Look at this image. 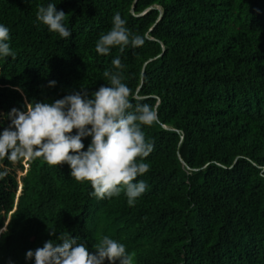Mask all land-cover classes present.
Instances as JSON below:
<instances>
[{
    "label": "trees",
    "instance_id": "trees-1",
    "mask_svg": "<svg viewBox=\"0 0 264 264\" xmlns=\"http://www.w3.org/2000/svg\"><path fill=\"white\" fill-rule=\"evenodd\" d=\"M48 3L68 39L36 20ZM117 12L144 43L99 55ZM0 24L16 53L0 58V132L26 101L92 96L117 56L134 102L158 114L134 206L91 196L67 164L0 160V264H34L28 250L66 233L90 252L108 236L132 264H264V0H0Z\"/></svg>",
    "mask_w": 264,
    "mask_h": 264
},
{
    "label": "clouds",
    "instance_id": "clouds-1",
    "mask_svg": "<svg viewBox=\"0 0 264 264\" xmlns=\"http://www.w3.org/2000/svg\"><path fill=\"white\" fill-rule=\"evenodd\" d=\"M65 19L66 14L57 11L55 3L38 6L36 20L62 39L71 35ZM126 23L119 12L114 14L110 30L100 35L95 44L97 54L108 56L113 48L123 53L129 46L143 45V37L130 32ZM9 40V28L0 24V58L15 59ZM111 63L116 71L103 73L109 83L100 86L92 96L87 90H79L50 103L26 101L22 110L12 108L7 114L10 124L0 132V160L42 158L49 166L67 164L72 178L90 184L91 196L105 199L123 192L128 205L134 206L147 190L146 182L137 178L150 170L144 160L154 150V142L146 139L143 128L155 125L158 114L152 105L134 102L132 89L123 82L125 66L119 56ZM55 83L50 81L48 86ZM87 137L91 140L85 150L83 139ZM4 175L0 173V179ZM55 233L49 229V236ZM79 241L70 233L59 235L34 252L28 250L25 259H34V264L133 262L125 245L108 236H103L91 252Z\"/></svg>",
    "mask_w": 264,
    "mask_h": 264
}]
</instances>
